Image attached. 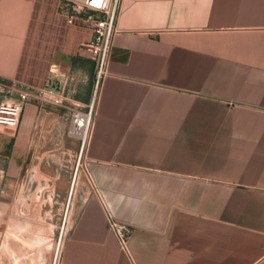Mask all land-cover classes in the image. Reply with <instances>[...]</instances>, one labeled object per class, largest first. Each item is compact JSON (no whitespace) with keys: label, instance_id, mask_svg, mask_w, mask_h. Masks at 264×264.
Returning <instances> with one entry per match:
<instances>
[{"label":"crops","instance_id":"crops-1","mask_svg":"<svg viewBox=\"0 0 264 264\" xmlns=\"http://www.w3.org/2000/svg\"><path fill=\"white\" fill-rule=\"evenodd\" d=\"M92 39L61 0H0V79L69 77L84 107ZM64 113L28 103L0 127L13 247L44 249L64 218L58 264H264V0H122L84 183L71 185L80 142ZM108 215L130 226L128 254Z\"/></svg>","mask_w":264,"mask_h":264},{"label":"built area","instance_id":"built-area-1","mask_svg":"<svg viewBox=\"0 0 264 264\" xmlns=\"http://www.w3.org/2000/svg\"><path fill=\"white\" fill-rule=\"evenodd\" d=\"M68 9L69 20L76 21L93 36L89 44L83 46L93 62L92 93L84 107L74 102L67 87L69 77L64 82L50 79L45 88H30L16 82L0 79V95L13 97L11 104H0V127L15 129L18 126L23 107L28 103L38 106H52L62 109L67 123L66 135L75 136L80 142L78 161L92 129L98 93L104 78L108 75L113 37L117 33V22L122 0H61ZM108 228L120 250L128 254V240L131 228L116 222L108 215Z\"/></svg>","mask_w":264,"mask_h":264},{"label":"rangeland","instance_id":"rangeland-1","mask_svg":"<svg viewBox=\"0 0 264 264\" xmlns=\"http://www.w3.org/2000/svg\"><path fill=\"white\" fill-rule=\"evenodd\" d=\"M79 155V152H78ZM70 179L71 185L74 183V180L78 183H84L85 177L82 173V162L81 158L78 161V156L75 158V162L73 164L72 169L70 170ZM23 187L22 192L19 195V205L18 208L22 209V204L25 200L26 195V178H25V171L22 177ZM17 207V206H16ZM1 214V209H0ZM3 217L0 215V264H58V252H59V245L60 240L62 238L63 229L65 225V220L61 224L57 226L56 229H53L50 233V243L47 246L42 248H33V249H21L15 248L12 245L16 244L11 240V233H9V225H3ZM7 230V233L3 232ZM37 236V234H35Z\"/></svg>","mask_w":264,"mask_h":264}]
</instances>
